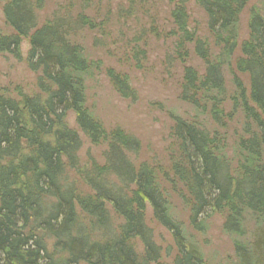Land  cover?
<instances>
[{
  "label": "trees",
  "instance_id": "16d2710c",
  "mask_svg": "<svg viewBox=\"0 0 264 264\" xmlns=\"http://www.w3.org/2000/svg\"><path fill=\"white\" fill-rule=\"evenodd\" d=\"M249 1L197 0L219 49L215 56L188 31L185 0L171 13L181 60L192 45L206 67L202 77L185 69L181 100L196 110L206 107L203 113L209 106L213 121L224 127L227 69L235 111L240 109L245 117L246 137H240L234 149L235 166L218 132L211 136L180 117L173 118L172 128L179 158L171 171L188 194L190 226L204 234L213 215L224 216L234 264H264V18L254 9L249 37L240 46L241 57H235L240 15ZM0 3L13 31L10 36L0 34V53L20 60L22 42L28 39V66L40 73L38 95L19 101L0 96V264H163L145 222L147 206L173 237V264H205L201 247L171 214L155 170L135 167L128 158L138 153L139 142L120 129L106 132L86 106L85 82L96 65L76 37L81 31L101 29L97 22L80 12L56 16L39 28L36 11L44 0ZM109 77L123 98H131L126 81L112 72ZM70 112L92 144L107 143L103 165L80 164L82 141L67 126ZM69 172L79 183L69 181ZM108 207L120 224L113 223ZM48 240L53 241L51 251ZM135 240L143 246L141 254Z\"/></svg>",
  "mask_w": 264,
  "mask_h": 264
},
{
  "label": "rangeland",
  "instance_id": "374dc122",
  "mask_svg": "<svg viewBox=\"0 0 264 264\" xmlns=\"http://www.w3.org/2000/svg\"><path fill=\"white\" fill-rule=\"evenodd\" d=\"M180 1L183 0H134L132 4L129 0H44L36 15L39 28L51 23L56 16H75L80 12L97 22L101 29L81 31L76 37L85 55L96 65V70L85 82L89 112L106 132L120 129L139 142L138 153H129L128 158L135 167L147 165L155 170L159 185L166 193L171 214L201 247L205 264H234L233 241L224 232V216L213 215L207 221L204 234L195 232L190 226L188 194L171 171L172 163L179 158L178 144L172 133L174 117L196 123L211 136L218 132L227 146L228 158L234 159V166L237 162L234 149L238 139L246 137L243 131L245 117L240 109L235 111V91L229 70H224V127H219L213 121L209 106L203 113L206 107L196 110L180 98L185 69L192 68L199 77L205 74L206 69L192 45L187 46L185 61L178 54V37L171 13ZM4 5L0 3V34L10 36L13 31L6 23ZM185 7L188 31L205 43L213 56L218 55L219 49L214 46L208 30V18L197 0H185ZM253 9L264 18V0H250L240 15L236 58L241 57L240 46L249 37V20ZM20 49V60L0 53V96L17 101L24 96L39 94L37 83L40 73L30 70L27 62L30 50L28 39L23 40ZM110 72L128 83L131 98H123L119 94L111 82ZM242 79L249 89L247 77L243 76ZM66 123L81 138L82 147L78 153L80 164L86 167L95 161L103 165L107 143L92 144L78 128L72 112L67 115ZM68 179L78 182L73 172L68 173ZM108 208L113 223L120 224L121 221ZM145 222L153 231L154 242L161 250V263L173 264L176 255L173 237L154 219L150 206L146 209ZM252 230L253 224L249 222L247 233L251 235ZM52 243V240L48 242L49 251L52 250ZM133 245L139 254L143 252L138 240L133 241Z\"/></svg>",
  "mask_w": 264,
  "mask_h": 264
}]
</instances>
